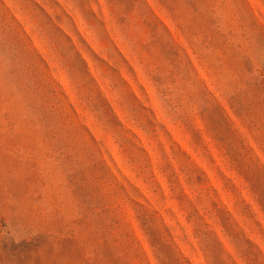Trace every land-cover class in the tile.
I'll use <instances>...</instances> for the list:
<instances>
[{"label":"rangeland","instance_id":"obj_1","mask_svg":"<svg viewBox=\"0 0 264 264\" xmlns=\"http://www.w3.org/2000/svg\"><path fill=\"white\" fill-rule=\"evenodd\" d=\"M147 230L264 264V0H0V264H160Z\"/></svg>","mask_w":264,"mask_h":264},{"label":"trees","instance_id":"obj_2","mask_svg":"<svg viewBox=\"0 0 264 264\" xmlns=\"http://www.w3.org/2000/svg\"><path fill=\"white\" fill-rule=\"evenodd\" d=\"M230 152V155L233 159L238 158L236 152H234L232 149ZM148 235L153 239L151 242L152 247H154L156 254H157V258L160 262V264H169L167 262V258L165 256V250H166V244L163 243L162 241H160V239L157 237L156 234H154L152 231H148L147 230ZM119 264H124L122 260L119 261Z\"/></svg>","mask_w":264,"mask_h":264}]
</instances>
